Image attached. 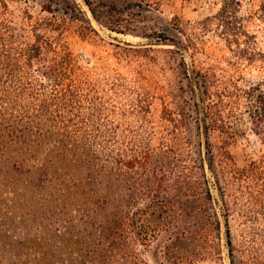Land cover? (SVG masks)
Returning a JSON list of instances; mask_svg holds the SVG:
<instances>
[{"label": "rangeland", "instance_id": "1", "mask_svg": "<svg viewBox=\"0 0 264 264\" xmlns=\"http://www.w3.org/2000/svg\"><path fill=\"white\" fill-rule=\"evenodd\" d=\"M258 2L242 0L240 14L264 50V23L252 18ZM89 3L0 0V52L11 53L21 66L0 81V264L101 263L97 241L87 244L82 219L69 208L74 204L66 206L57 178L65 169L59 159L66 154L72 160L69 152H75L76 158L95 164L99 160L92 154L110 160L140 145L161 147L175 138L182 156L199 159L207 138L215 154L219 145L231 154L225 170L218 162L205 170L210 207L221 224V255L196 264H264V196L257 183L237 178L230 168H247L264 158V134L255 132L249 110L256 104L248 96L257 85L264 91V68L237 59L229 49L218 22L221 0ZM162 34L177 47L158 44ZM33 35L41 36L38 48ZM33 48L39 53L31 62ZM170 111L172 120L166 117ZM209 111L222 116L206 135ZM6 125L14 135L21 127L28 135L40 133L43 148L23 161L20 149L5 152ZM71 164L87 176L88 167ZM70 218L73 226L67 224ZM162 241L139 246V252L160 264L153 254Z\"/></svg>", "mask_w": 264, "mask_h": 264}, {"label": "trees", "instance_id": "2", "mask_svg": "<svg viewBox=\"0 0 264 264\" xmlns=\"http://www.w3.org/2000/svg\"><path fill=\"white\" fill-rule=\"evenodd\" d=\"M85 1L90 5L89 0ZM221 2L217 13L218 22L223 32L228 35L227 39L231 43L229 49L237 59L264 68V50L258 46L256 34L247 28L244 17L240 14L242 0ZM69 5L73 10L77 9L74 1H70ZM252 18H255L257 23H264V0H259ZM88 27L93 29L89 24ZM33 37L35 39L33 44L38 48L41 36ZM162 37L157 39L162 41L158 44L177 47L176 42L167 44L166 41L170 39L164 34ZM38 53L39 49L33 48L29 54V61L32 62ZM182 63L185 75L191 80L184 59ZM19 65L17 58L11 53L0 52V81L4 83L7 77L16 75V71L21 67ZM190 87L193 90V86ZM248 96L256 104L249 110L255 123V132L264 134V91L257 85L248 91ZM173 113L170 111L167 119L172 120ZM207 113L211 124L206 122L205 117L206 135L210 129H216L218 119L222 116L220 112ZM183 115L186 117L190 114L184 112ZM197 125L202 130L200 117ZM10 129L13 128L7 126L8 132ZM14 133L15 131L10 132L5 152L20 149L21 161L30 153L35 154L37 153L35 151L43 148L40 133L32 132L28 135V130H23V127L18 135ZM32 135H35V138ZM227 139L228 137L225 141ZM62 146L65 150V144ZM180 148L178 138H175L173 142L162 144L161 147L140 145L130 154L121 152L110 160L92 154V159L103 161L101 164L99 162L90 164L81 160V157L76 158L79 157L77 153L69 152L75 157L72 158L73 163L89 168L84 178L81 168L75 169L71 164L72 160L66 154L59 159L65 169L58 170L57 178L63 193H66L64 196L67 200L66 206L74 204L69 208L82 219L83 231L88 233L87 244L97 241L99 246L98 256H101V263L94 264H152L141 255L139 246H150L161 237L163 241L153 254L155 261L160 264H196L203 257L221 255L219 242L221 224L210 207L213 196L205 170L207 167L212 169L216 162L225 170L232 162L231 154L221 145L215 154L208 138L204 145L201 143L199 159L189 153L182 156ZM263 159L254 160L250 166L243 169L234 164L230 165L237 178H250L257 183L259 194L262 196H264ZM50 160L55 163L54 159ZM191 161L192 163H189ZM48 174L45 173L44 178L48 177ZM67 224L73 226L74 220L70 218ZM225 231L229 252L232 254L233 242L228 222ZM158 257H162L160 261L156 260ZM231 264L235 262L232 261Z\"/></svg>", "mask_w": 264, "mask_h": 264}]
</instances>
